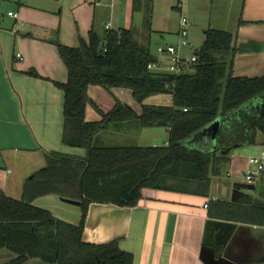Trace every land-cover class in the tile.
Instances as JSON below:
<instances>
[{
    "label": "trees",
    "instance_id": "16d2710c",
    "mask_svg": "<svg viewBox=\"0 0 264 264\" xmlns=\"http://www.w3.org/2000/svg\"><path fill=\"white\" fill-rule=\"evenodd\" d=\"M204 34L195 51L197 61L179 75L150 70L148 65L158 59L136 42L131 28L105 30L102 35L92 28L88 39L79 38L76 46L56 43L67 69L66 82H54L64 94L62 140L86 154L47 153L46 166L25 181L20 199L0 190V251L15 254L4 264H27L31 259L46 264H133V255L120 249L118 239L101 244L83 240L91 204L132 208L144 189H168L174 183L196 182L207 191L219 166L229 163V155L222 152L264 139V74L234 76L235 36L211 28ZM27 74L39 77L34 71ZM91 86L110 94L129 91L139 113L115 96L112 109L103 112L88 94ZM154 96L170 97L171 104L145 103ZM88 105L101 119L86 121ZM217 120L220 128L211 152L210 137L202 131ZM120 127L165 128L167 144H94L98 133ZM50 194L81 201L79 224L59 220L33 204ZM218 203L224 216L231 214L227 218L264 212V201L250 208Z\"/></svg>",
    "mask_w": 264,
    "mask_h": 264
},
{
    "label": "crops",
    "instance_id": "0c3cea01",
    "mask_svg": "<svg viewBox=\"0 0 264 264\" xmlns=\"http://www.w3.org/2000/svg\"><path fill=\"white\" fill-rule=\"evenodd\" d=\"M103 1L0 0V190L7 196L14 192L17 198H11H21L25 181L46 166L47 153L86 154L84 149L69 147L62 140L64 94L54 82H66L67 69L56 43L72 46L77 36L87 40L92 28L100 35L116 30L113 18L119 20L118 12L111 6L106 19ZM212 2L216 4L217 30L235 36L234 76H262L264 0ZM135 9L132 6V11ZM30 71L39 77L28 75ZM93 88L89 87L88 94L96 103L91 96ZM113 91L119 92L121 99L115 96L119 101L134 109L127 91ZM95 92L98 99H104ZM125 94L129 99H124ZM110 95L116 99L113 92ZM260 110L264 111V105ZM166 133L168 138L167 129ZM123 136V140L131 138ZM258 141L250 149L256 152L248 154L247 159L264 150V139L259 137ZM210 144L211 152L215 151L211 137ZM247 159L229 157L228 164L219 166L207 191L196 182L174 183L168 189H144L141 200L132 208L93 203L83 240L101 244L118 239L120 249L133 255V264H264V212L248 211L244 216L236 213L234 218H227L231 214L224 216L218 203L250 208L264 201V187L259 190L257 184L264 183V172L248 188L240 186L248 184L245 181L233 183L228 179L239 168H247ZM2 164L25 167L19 168L21 175L15 172L8 177L10 171L2 169ZM30 165L34 169L30 170ZM76 216L81 217V213Z\"/></svg>",
    "mask_w": 264,
    "mask_h": 264
},
{
    "label": "rangeland",
    "instance_id": "374dc122",
    "mask_svg": "<svg viewBox=\"0 0 264 264\" xmlns=\"http://www.w3.org/2000/svg\"><path fill=\"white\" fill-rule=\"evenodd\" d=\"M117 3L119 4L118 7L116 6ZM103 5H105L106 8V19L109 16L111 6H113V12L115 10L118 12L119 20L117 21L116 18H113V28L117 30L119 28L117 25H119L122 26V28L133 29L136 42L152 55L157 56V59L164 58V56L158 53V47H164L168 44H176L178 42L177 31L181 17H185L188 21V40L190 43L189 46L183 48L184 54L193 53L201 46L205 39L204 32L206 30L210 28H219L217 27V22L214 20V15L216 14V4L213 5L212 0H184L183 3L178 0H104ZM132 6L136 8L133 11ZM124 21L126 22L125 25H123ZM78 40L77 36L76 41ZM76 41L72 46H76V44H78ZM95 91H99V93L104 96V99H98L94 95L97 93ZM112 92L114 93V96L121 99L119 92ZM127 92L130 94L131 98V93L129 91ZM91 96L96 98L95 102L104 112H108L115 104L113 96L108 94L102 88H93ZM124 99H129L127 94H125ZM131 101L133 103L132 106L134 110L137 112L140 111V106L135 103L132 98ZM145 103L149 105H170L171 99L166 96H154L147 99ZM111 104H113V106ZM99 119H101V114H99L92 105H88L86 121H95ZM118 131L119 133H117ZM122 135H130L131 138L123 140L124 136L122 137ZM166 140L167 133L165 128H151L139 131L128 130L125 127H120L119 130L116 131H102L98 133L94 137V144L99 146L130 144L139 146H153L155 144L156 146H161ZM255 146L256 145H249L233 148L229 151L228 155L232 159L242 157L243 161H246L248 154L256 152V150L250 151V149ZM18 156L20 155L18 154ZM24 167L23 164H2V169H5V171L8 169L10 171V173L7 174L8 177H12L15 172H17L18 175H21L22 173H20L21 171L19 168L24 169ZM29 167L30 170L34 169V165H30ZM245 169V166H243V168H239L238 173L228 179L233 183H244ZM231 171L234 173L233 169H231ZM257 184L259 190L264 187L263 182H258ZM8 196L17 198L14 192L9 193ZM33 204L49 210L57 219L64 222L77 225L81 220V217L76 216L77 213H81L80 207L62 202L60 197L55 194L36 198ZM14 258V253L7 250L0 251V264L10 262ZM27 264L46 263H43L38 259H31Z\"/></svg>",
    "mask_w": 264,
    "mask_h": 264
},
{
    "label": "built area",
    "instance_id": "2783aa9c",
    "mask_svg": "<svg viewBox=\"0 0 264 264\" xmlns=\"http://www.w3.org/2000/svg\"><path fill=\"white\" fill-rule=\"evenodd\" d=\"M178 1L184 2V0ZM9 15L17 17L13 13H9ZM106 28H109V26H106ZM177 36L178 42L176 44L158 47V53L164 56V58L158 59L157 63L149 64L148 68L150 70L179 75L185 73L190 65H193L197 61L195 52L190 54L183 53V48L190 45L188 40V21L185 17H181L180 19ZM262 172H264V150L247 159V168L244 172L245 182L248 184L253 183L254 179Z\"/></svg>",
    "mask_w": 264,
    "mask_h": 264
},
{
    "label": "water",
    "instance_id": "95a60500",
    "mask_svg": "<svg viewBox=\"0 0 264 264\" xmlns=\"http://www.w3.org/2000/svg\"><path fill=\"white\" fill-rule=\"evenodd\" d=\"M219 127H220V122L219 120H217L202 131V134L207 133L211 137V142H212V145L214 146L216 145V142H217ZM229 151L230 150L222 152V154L226 155ZM240 186L243 188H248L251 185L250 184H240ZM60 199L64 203L71 204V205L78 206V207L81 206V201H78L75 199L63 198V197H61Z\"/></svg>",
    "mask_w": 264,
    "mask_h": 264
}]
</instances>
